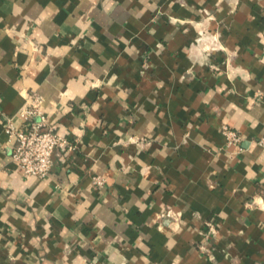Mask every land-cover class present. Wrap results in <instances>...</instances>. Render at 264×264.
Wrapping results in <instances>:
<instances>
[{
  "label": "crops",
  "instance_id": "1",
  "mask_svg": "<svg viewBox=\"0 0 264 264\" xmlns=\"http://www.w3.org/2000/svg\"><path fill=\"white\" fill-rule=\"evenodd\" d=\"M263 135L264 0H0V264H264Z\"/></svg>",
  "mask_w": 264,
  "mask_h": 264
},
{
  "label": "built area",
  "instance_id": "2",
  "mask_svg": "<svg viewBox=\"0 0 264 264\" xmlns=\"http://www.w3.org/2000/svg\"><path fill=\"white\" fill-rule=\"evenodd\" d=\"M30 103L20 112L25 120L24 128L17 127L11 119L6 120V132L14 139L12 156L26 176L47 177L54 164L57 150H73L75 145L57 131L42 112V98L36 93L30 94ZM230 143H237L241 136L235 130L224 128ZM264 148V135L259 139ZM102 185L103 180L96 178Z\"/></svg>",
  "mask_w": 264,
  "mask_h": 264
}]
</instances>
